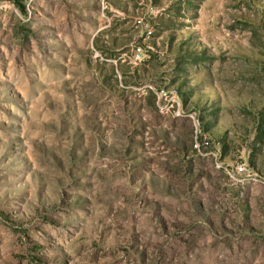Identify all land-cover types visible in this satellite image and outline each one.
I'll return each mask as SVG.
<instances>
[{
	"label": "rangeland",
	"instance_id": "obj_1",
	"mask_svg": "<svg viewBox=\"0 0 264 264\" xmlns=\"http://www.w3.org/2000/svg\"><path fill=\"white\" fill-rule=\"evenodd\" d=\"M0 264H264V0H0Z\"/></svg>",
	"mask_w": 264,
	"mask_h": 264
},
{
	"label": "built area",
	"instance_id": "obj_2",
	"mask_svg": "<svg viewBox=\"0 0 264 264\" xmlns=\"http://www.w3.org/2000/svg\"><path fill=\"white\" fill-rule=\"evenodd\" d=\"M161 11V9H159V8H156V9H154V12L155 13H159ZM138 22L143 26V28H144V30L146 31V33L148 34V35H151L152 33H153V29L150 27V25H149V23L147 22V21H145L144 20V18H139L138 19ZM136 56H141V55H143V47H142V45H137L136 46ZM168 90H166V89H161V91H160V97L161 96H167L168 95ZM199 143L198 142H196V145H198ZM238 169L239 170H243V166L242 165H240L239 167H238Z\"/></svg>",
	"mask_w": 264,
	"mask_h": 264
},
{
	"label": "trees",
	"instance_id": "obj_3",
	"mask_svg": "<svg viewBox=\"0 0 264 264\" xmlns=\"http://www.w3.org/2000/svg\"><path fill=\"white\" fill-rule=\"evenodd\" d=\"M204 138L205 137L203 135L200 136V140L204 141Z\"/></svg>",
	"mask_w": 264,
	"mask_h": 264
}]
</instances>
